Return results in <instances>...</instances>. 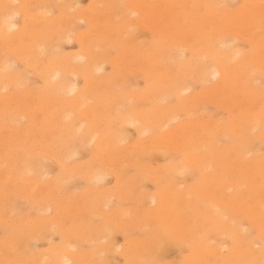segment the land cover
Returning a JSON list of instances; mask_svg holds the SVG:
<instances>
[{
    "label": "bare ground",
    "instance_id": "1",
    "mask_svg": "<svg viewBox=\"0 0 264 264\" xmlns=\"http://www.w3.org/2000/svg\"><path fill=\"white\" fill-rule=\"evenodd\" d=\"M80 6L0 0V224L7 233L0 264H109L111 228L125 236L116 253L124 264H166L165 250L185 243L184 264H264V0ZM67 42L75 53H61ZM133 69L144 90L132 84ZM195 83L205 85L202 92L192 91ZM203 96L230 118L183 123L184 113L198 115V105L208 104ZM129 127L139 139L130 141ZM89 145L90 165L71 162ZM156 155L172 159L141 165ZM51 156L59 178H48L42 162ZM126 166L144 170L158 191L146 198L137 189L142 177L127 176ZM191 171L199 177L192 188L175 182ZM108 175L115 191L98 190ZM72 178L85 182L80 194L68 191ZM20 198L28 206L15 213ZM111 198L154 206L104 212ZM55 234L56 246L32 251L33 242Z\"/></svg>",
    "mask_w": 264,
    "mask_h": 264
},
{
    "label": "rangeland",
    "instance_id": "2",
    "mask_svg": "<svg viewBox=\"0 0 264 264\" xmlns=\"http://www.w3.org/2000/svg\"><path fill=\"white\" fill-rule=\"evenodd\" d=\"M89 1L90 0H80V4H81V6L80 7H83V8H85L87 5H88V3H89ZM16 20L18 21L19 20V18L18 17H16ZM79 22V21H78ZM77 22V23H78ZM78 24H81V25H79V26H81L80 27V29H79V26H78V30H83L84 29V27H82V26H84V24L82 23V21H80ZM142 35L144 36V35H146V36H142L143 37V39L146 37V39L148 38L147 37V34L145 33H143L142 32ZM75 44L73 43V42H67V43H65L62 47V50H61V53L62 54H65L66 55V53L67 54H73V53H75L76 52V50H77V48H76V46H74ZM17 69H21V67L18 65V64H16V65H14ZM108 69V70H107ZM134 70V72H132L131 74L129 73V75H130V78H132L131 79V81H132V84L136 87L135 89L136 90H144V88H145V84H144V82H143V80L139 77V75H138V73H135L136 71H135V69H133ZM28 72V76H29V80L31 81V82H34V84H35V86H37V87H41V82H40V80L37 78V77H35V76H33V74H32V72L30 73V71H27ZM110 72V69L109 68H106V70H105V73H109ZM31 75H30V74ZM27 74V73H26ZM129 75H127V76H129ZM31 78V79H30ZM130 78H129V80H130ZM77 81L79 82V80L77 79ZM37 82H39V83H37ZM134 82V83H133ZM80 84H81V82H80ZM193 85H195L194 87H192V91L193 92H195V93H200V92H202L201 91V89H204V86L205 85H203V84H201V83H195V84H193ZM138 87V88H137ZM201 87H203V88H201ZM118 88V87H117ZM116 88V89H117ZM116 92H119V89L118 90H115ZM120 91H121V89H120ZM123 92H124V90H123ZM206 96V95H205ZM205 96H203L202 97V101L203 102H205V101H207V102H205V103H208L209 104V106L211 107V108H209V106H208V104H204V103H202V104H199L198 105V109L196 110L197 112H194L195 114L196 113H198V115H186L185 113V115L183 114V116L184 117H182V118H180L181 120L183 119V123H184V121H185V124L187 123V126L188 125H191L194 121H196V120H205V121H208V119H210V118H212V117H218V115H220L219 117H223L222 119H229L230 118V114L227 112V111H225V110H223L222 108H217L216 106H214V104H211L210 105V103H213L212 102V100L211 99H206L205 98ZM205 101H204V100ZM211 101V102H210ZM143 103L142 105H140L141 103ZM210 102V103H209ZM138 103V104H137ZM136 103V107L137 106H139L140 108L142 107V109H146L147 107H149V104H147V103H145V101H138ZM140 103V104H139ZM146 104H147V106H146ZM200 106V107H199ZM138 107V108H139ZM203 107V108H202ZM206 107H208V108H206ZM213 107V108H212ZM215 107V108H214ZM217 108V109H216ZM209 110L208 112H210V113H208V112H206V110ZM222 109V110H221ZM199 110H201L200 111V113H202V114H200L198 111ZM203 111V112H202ZM225 111V112H224ZM193 113V114H194ZM219 113V114H218ZM200 114V115H199ZM218 114V115H217ZM215 115V116H214ZM228 117H227V116ZM194 116V117H193ZM205 116V117H204ZM193 117V118H192ZM204 117V118H203ZM226 117V118H225ZM199 118V119H198ZM202 120V121H203ZM188 122H189V124H188ZM190 122H192L191 124H190ZM174 123V122H173ZM173 123H171V124H169L170 126L169 127H171V126H173ZM194 125V124H193ZM192 128H194V127H192ZM191 128V129H192ZM128 131H129V135L132 137H129L130 138V141H133V140H137V139H139V136L137 135V133L134 131V129L132 128V127H129V129H128ZM134 131V132H133ZM135 133V134H134ZM261 142H262V144H261ZM225 143H227V141H225V140H223V143L222 144H225ZM260 145H262L261 147H260V149H261V151H260V153H259V155H264V142L263 141H259L258 142ZM86 147V146H85ZM84 146H83V148H85ZM87 149H82L81 147L78 149V153L76 154V156L77 157H73L72 159H73V161H71V162H76V163H78V164H82V165H86L87 163H88V165H90L91 164V159L93 160V152L91 151V148H90V145L88 146V147H86ZM90 148V149H89ZM85 150V151H84ZM87 150V151H86ZM88 150H90V151H88ZM262 152V153H261ZM89 153L91 154V156L89 155ZM89 155V156H88ZM53 159H52V158ZM49 159L51 160H49V159H46V160H42V162L43 163H48V164H46L47 166H48V168H49V175H48V178H51V177H57V178H59V177H61V175H62V172H61V167L59 166V164H58V161H57V159L55 158L54 159V157L55 156H51ZM92 157V158H91ZM163 156H161V155H156L155 157H153L154 159H152L150 162L149 161H147L146 159H143L142 160V162H140V163H142L141 165H143V164H149L150 165V167L151 168H153L154 169V167H155V165H157L155 168H157V167H160V166H162V165H164L165 163H167V162H169L171 159H172V157L171 156H164L163 158H162ZM155 158H157L156 160H155ZM71 159V160H72ZM53 160V161H52ZM55 160H56V162H55ZM75 160V161H74ZM169 160V161H168ZM48 161H50V162H48ZM51 164V165H50ZM155 164V165H154ZM159 164V165H158ZM153 166V167H152ZM60 168V169H59ZM129 169H131V170H129ZM124 170H126L125 172H126V175H127V173H128V175H133V174H131L132 172L134 173V175L133 176H135V177H137V178H141V180H139V182H141V183H138V184H140V185H138L137 183H135V184H137L138 186V190L139 189H143L144 191H145V193H144V191L143 190H141L140 192L142 193V194H145L146 195V198H150L151 197V195H153V194H155L157 191H158V187L155 185V183H154V181L152 180V179H150L149 177H150V175H148V174H146V172L144 171V170H135L133 167H130V166H126L125 167V169ZM131 171V172H130ZM58 172V173H57ZM218 173H220L221 171H217ZM194 174V171H191V172H189V173H187V174H185V175H182V177L180 176L179 178L180 179H176V181L175 182H178L179 184H182V187L183 188H186V189H189V188H192L195 184H196V182L199 180V177H197L198 175L197 174H195V175H193ZM127 175V176H128ZM145 175V176H144ZM75 178H78V177H75ZM75 178H72L71 180V185L69 186V189H68V191L69 192H74V193H76V190H77V192H78V194H80L81 192L80 191H83L84 190V188L86 187L85 186V182L83 181V180H75ZM79 179V178H78ZM105 180H103L102 181V183H100L101 185H98V184H96V188L98 189V190H100V191H108L109 189H111V190H114L115 191V187L117 186L116 185V182L114 181V179L111 177V176H106L105 178H104ZM149 179V180H148ZM107 180V181H106ZM143 180V181H142ZM70 181V180H69ZM147 181V182H146ZM182 181H183V183H182ZM73 185V186H72ZM191 185V186H190ZM22 189L23 188H21V193H22ZM77 194V195H78ZM148 195H149V197H148ZM51 197V196H50ZM194 197V196H193ZM22 198H20L19 200L17 199L14 203H15V207H17V211H15V213H19V212H22V211H24L25 210V208L28 206L27 204V202L25 201V199H24V201H23V199L21 200ZM21 200V201H20ZM110 201L112 202H110L109 203V207L107 206L106 208H105V206L102 208L103 209V211L104 212H109L110 210H113V208L114 207H117L118 205L120 206V208L122 209H125V210H128V211H132V210H134V209H136L135 211L138 213V214H140V213H142L143 211H145V209L146 208H152L153 206H154V202L152 203H150L149 201H147L146 200V202H144L143 203V201H142V203L140 204V203H136V201H133V200H131V201H133L134 202V204H133V202L131 203V202H125V204H123L122 205V203H124V201H121L120 203H118V201H117V199H115V198H111L110 199ZM145 201V200H144ZM18 204V205H17ZM117 204V205H116ZM143 204V205H142ZM145 204V205H144ZM148 204V205H147ZM122 206V207H121ZM19 208V209H18ZM128 208V209H127ZM142 209V210H141ZM185 211H186V213L188 212V214H190V212H191V209H186V208H183ZM28 211V210H27ZM31 212H33V211H31ZM140 212V213H139ZM50 213L51 212H46L45 213V215L47 214V216L48 215H50ZM5 216L3 217V219L5 220L7 217L6 216H8V215H6V214H4ZM34 216H32L31 217V219H34L33 217H35V214H33ZM31 216V215H30ZM100 218H97L96 220L98 221ZM102 219H104V216H103V218ZM3 220V221H4ZM6 221V220H5ZM243 224V228H244V230H247L248 228H249V226L248 225H246V223H242ZM4 227L0 224V241L1 240H3V238L7 235V233L4 231V229H3ZM252 231H250V234H252L251 236L255 239L256 237H257V235H258V231L256 230V229H251ZM111 231H113V245H114V248H115V252H114V254L113 255H111V256H109L110 258H111V260H110V262H109V264H124V262H122L123 260L120 258V256L119 255H117L118 254V252H120V250H121V248L124 246L123 244H125V242H124V235L122 234V232H119V231H117L115 228H111ZM5 233V234H4ZM135 233V232H134ZM3 234V235H2ZM47 235H49V234H47ZM131 235L133 236V232L131 233ZM135 236L134 237H137V235H136V233L134 234ZM51 236H52V238H51ZM139 236H141L140 234H139ZM59 236L57 235V234H55V235H50L49 237H48V239L46 238L45 239V241H44V239L40 242V241H38V242H33V244H32V247H31V249H32V251H35L36 253H43V254H45V252L46 251H49V249H50V247L51 246H56L58 243H59V238H58ZM212 239H213V236L211 235L210 236ZM215 238V237H214ZM100 239H102V238H99V240ZM58 240V241H57ZM214 240L215 239H213V240H211L212 242V244L214 243ZM105 239L102 241H99L100 242V244H104L105 243ZM226 243V246L227 247H231V243H230V241L228 240V239H226V240H224ZM58 242V243H57ZM57 243V244H56ZM217 243V242H216ZM55 244V245H54ZM176 243H172V245H175ZM184 244V243H183ZM50 245V246H49ZM185 245H186V243L183 245V247H181L180 248V246H172V247H170V248H168V249H166L165 251V253H164V256H163V263H166V264H184V261H183V257H185V256H187V255H189V253H190V248H189V246L187 247H185ZM260 246V245H259ZM258 246V247H259ZM119 247V248H118ZM257 247V248H258ZM46 248V249H45ZM186 248H188L187 250H186ZM44 249V250H43ZM117 249V250H116ZM179 249V250H178ZM42 250V251H41ZM46 250V251H45ZM168 250V251H167ZM117 253V254H116ZM102 255L104 256L105 255V253H102ZM115 255V256H114ZM108 257V258H109ZM114 257V258H113ZM107 258V259H108ZM175 262V263H174Z\"/></svg>",
    "mask_w": 264,
    "mask_h": 264
}]
</instances>
